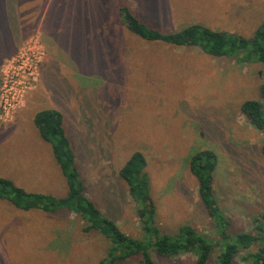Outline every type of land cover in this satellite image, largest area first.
<instances>
[{"label":"rangeland","instance_id":"374dc122","mask_svg":"<svg viewBox=\"0 0 264 264\" xmlns=\"http://www.w3.org/2000/svg\"><path fill=\"white\" fill-rule=\"evenodd\" d=\"M82 1L90 12L81 9ZM121 3L163 31L202 23L250 37L264 22V0H61L53 7L58 11L54 21L66 23V33L56 52L37 24L0 51V90L4 71L14 70L18 62L23 64L20 72L31 68L37 74L9 116L0 117V176L31 191L67 193L50 146L32 123L36 111L56 107L64 114L89 196L126 234L142 235L119 175L136 150L148 160L163 232L175 233L189 223L216 236L189 168L192 154L204 148L220 156L215 187L233 228L252 229L254 215H264V134L250 124L240 105L261 99L264 63L144 40L121 22ZM75 11L81 28L76 30ZM88 32L90 38L84 39ZM85 226L68 210H22L0 199V264H97L110 241ZM255 250L252 245L250 251ZM194 259L184 253L158 257L157 263L192 264ZM235 264L247 263L239 256Z\"/></svg>","mask_w":264,"mask_h":264},{"label":"trees","instance_id":"16d2710c","mask_svg":"<svg viewBox=\"0 0 264 264\" xmlns=\"http://www.w3.org/2000/svg\"><path fill=\"white\" fill-rule=\"evenodd\" d=\"M60 1L55 0L52 8ZM46 2L42 3V8ZM36 3L40 5L38 0H0V43H3L0 44V51L9 49L10 41L23 38L36 26L39 12ZM85 4L86 1L81 2V9H86ZM117 10L123 25L144 40L194 46L208 55L233 57L238 62L264 63V22L250 37L215 30L202 23L163 31L136 15L127 3L119 4ZM260 94L261 99L243 101L240 110L250 124L264 134V82L260 85ZM33 121L41 137L51 145L66 180L67 193L57 196L28 191L12 179L0 176V199L8 200L22 210L40 209L47 213L68 210L80 216L86 223V231L95 229L110 241L106 255L97 264H124L134 258L137 264H158V257H177L184 253L195 256L192 264H211L213 259L215 264H235L239 256L247 264H264V215H254L250 230L233 228L231 217L220 206L215 187V174L220 162L215 149L195 151L189 168L198 182L199 201L213 223L216 236L201 232L189 223L182 224L175 233L161 230L147 171L148 160L142 151L136 150L119 169L142 231L140 237H135L122 231L115 219L89 196L77 163V153L65 127L63 112L57 108L40 109ZM260 151L264 155V142ZM252 245L255 251H250Z\"/></svg>","mask_w":264,"mask_h":264},{"label":"built area","instance_id":"2783aa9c","mask_svg":"<svg viewBox=\"0 0 264 264\" xmlns=\"http://www.w3.org/2000/svg\"><path fill=\"white\" fill-rule=\"evenodd\" d=\"M22 65L18 62L14 70L4 71L0 90V117L9 116L10 112L20 103L26 90L37 79L34 69L28 68V71L20 72L19 68L23 67Z\"/></svg>","mask_w":264,"mask_h":264},{"label":"crops","instance_id":"0c3cea01","mask_svg":"<svg viewBox=\"0 0 264 264\" xmlns=\"http://www.w3.org/2000/svg\"><path fill=\"white\" fill-rule=\"evenodd\" d=\"M45 0H38V2H40V5H42V3H44ZM55 0H47V2L44 4V11L41 10L38 14V18H37V26H40L42 29H43V34H44V37L47 39V45L48 47H55L56 50L55 52L57 51V48H59L60 46V37L65 35L66 33V23H63L61 25H58L57 22H55V17H56V14H57V8H52V5L54 3ZM56 5V4H55ZM77 11V10H76ZM75 11V12H76ZM76 14L78 15L77 18H72V21H75V30L76 29H81L80 27H78L76 24L77 22L79 21V18H80V13L76 12ZM24 37V36H23ZM82 37H84V39H88L90 38V33L88 32L87 34H82ZM50 108H56V107H50ZM42 109H45V108H42ZM59 109V108H57ZM40 110V109H39ZM60 110V109H59ZM37 112V111H36ZM35 112V113H36ZM35 113L33 114L32 116V123H34L33 119H34V115ZM36 127V126H35ZM36 130L38 132V135L40 137L41 140L45 141L41 135H40V132L38 130V128L36 127ZM47 144H49L47 141H45ZM50 146V149L52 151V148H51V145L49 144ZM53 153V152H52ZM54 156V155H53ZM55 159V157H54ZM56 161V159H55ZM57 163V161H56ZM58 164V163H57ZM59 166V165H58ZM5 177V176H4ZM11 179V178H10ZM20 186V185H19ZM22 187V186H21ZM25 188V187H23ZM26 189V188H25ZM28 190V189H26ZM28 191H31V190H28ZM32 192H37V191H32ZM46 193V192H45ZM52 194V193H51ZM4 200V199H2ZM8 201V200H7ZM10 202V201H9ZM11 203V202H10ZM14 205V204H13Z\"/></svg>","mask_w":264,"mask_h":264}]
</instances>
